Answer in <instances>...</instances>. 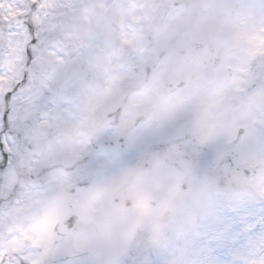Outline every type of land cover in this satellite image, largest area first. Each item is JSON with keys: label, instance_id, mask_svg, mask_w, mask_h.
<instances>
[{"label": "flooded vegetation", "instance_id": "flooded-vegetation-1", "mask_svg": "<svg viewBox=\"0 0 264 264\" xmlns=\"http://www.w3.org/2000/svg\"><path fill=\"white\" fill-rule=\"evenodd\" d=\"M19 2L2 0L0 14L11 19ZM69 5L54 36L64 59L42 56L36 69L33 99L40 122L26 132L33 151L21 153L8 177V189L19 187L17 199L0 206V245L27 246L36 260L57 249L86 250L89 264H107L104 256L89 254L98 229L108 228L101 221L104 210L124 204L140 215L133 243L142 253L150 249L153 230L168 226L177 207L188 208L194 184L201 178L210 184L211 173L195 171L198 146L252 118L262 99L236 94L240 59H224L210 36L191 39L188 0H69ZM116 107L125 126L136 122L131 135L120 130L136 146L98 173L89 188L73 190L66 164L103 132L105 114ZM33 154L50 169L51 198L29 190ZM68 216L75 217L71 230L64 224ZM120 258L111 264H120Z\"/></svg>", "mask_w": 264, "mask_h": 264}, {"label": "snow or ice", "instance_id": "snow-or-ice-1", "mask_svg": "<svg viewBox=\"0 0 264 264\" xmlns=\"http://www.w3.org/2000/svg\"><path fill=\"white\" fill-rule=\"evenodd\" d=\"M69 6V0H20L11 19L0 14V185L6 192L0 195V206L17 199L19 185L8 189L7 181L17 170L21 153L33 151L26 132L40 122L33 99L36 69L42 56L64 59L54 36ZM247 6L264 8V4ZM236 83L240 98L260 96L262 102L252 118L237 124L226 136L209 138L194 152L196 174H212L199 209L189 214L181 236L168 241L163 260L158 250L148 255L140 252L134 246V235L120 264H264V46L253 48L236 69ZM105 120L103 132L91 136L65 166L73 190L89 188L98 173H106L136 146L126 143L136 122L125 126L122 109L106 113ZM121 128L126 135L120 134ZM114 150L120 151L104 158ZM32 160L35 164L27 175L29 190L51 198L50 169L39 165L35 154ZM64 224L73 229L75 217L68 216ZM139 232L138 228L136 235ZM31 251L27 246L13 250L0 245V264H89L86 250L68 253L57 249L39 260L30 257Z\"/></svg>", "mask_w": 264, "mask_h": 264}, {"label": "rangeland", "instance_id": "rangeland-1", "mask_svg": "<svg viewBox=\"0 0 264 264\" xmlns=\"http://www.w3.org/2000/svg\"><path fill=\"white\" fill-rule=\"evenodd\" d=\"M248 3L260 5L264 4V0H188V34L195 40L212 37L217 50L223 52L224 59H240L242 65L253 48L264 46V8L248 7ZM256 98L259 100L261 97ZM208 188L209 183L203 178L194 184L192 192L188 193V196H193L188 199V208L177 207L168 226L153 230L154 241L148 243L150 249L143 254L158 250L161 260L165 258L164 249L168 241L181 236L188 224L189 214L199 209ZM172 234L176 235L171 238Z\"/></svg>", "mask_w": 264, "mask_h": 264}, {"label": "water", "instance_id": "water-1", "mask_svg": "<svg viewBox=\"0 0 264 264\" xmlns=\"http://www.w3.org/2000/svg\"><path fill=\"white\" fill-rule=\"evenodd\" d=\"M103 217V222H106L107 217V223L113 228L108 231H100L92 241L90 250L103 253L112 262L123 254L136 228L140 225L141 219L140 216L132 214L125 206L114 204L104 211Z\"/></svg>", "mask_w": 264, "mask_h": 264}]
</instances>
